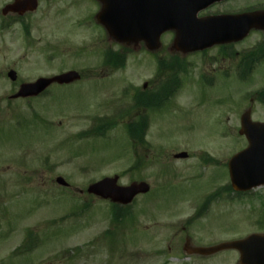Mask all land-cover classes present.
I'll use <instances>...</instances> for the list:
<instances>
[{"label": "rangeland", "instance_id": "rangeland-1", "mask_svg": "<svg viewBox=\"0 0 264 264\" xmlns=\"http://www.w3.org/2000/svg\"><path fill=\"white\" fill-rule=\"evenodd\" d=\"M259 4L264 0H237L206 14ZM96 12L45 15L29 37L18 29L0 36V264H238L233 250L204 258L186 255L183 246L186 240L193 248L210 247L264 233V187L243 196L223 193L196 218L204 198L229 184L225 163L246 146L238 135L241 114L251 107V119L264 121V106L253 96L264 88V61L245 84L232 78L235 57L224 61L216 49L186 54L189 67L177 73L173 99L145 111L133 97L142 100L143 84L148 90L172 75L157 69L158 58L181 54L166 51L171 35L162 38L155 57L142 44H116L95 24L78 26L77 20ZM261 41L264 33L252 32L232 50L247 51ZM125 47L123 69L104 65L106 51L124 53ZM10 70L15 82L6 76ZM68 70L81 81L53 85L36 99H9L22 83ZM143 115L149 149L125 131ZM108 121L115 126L104 136L82 138ZM179 152L187 158L174 160ZM205 153L214 163H202ZM113 176L119 185L150 186L119 223L111 220L109 202L85 193L90 183ZM57 177L69 187L57 185ZM27 234L34 250L19 255Z\"/></svg>", "mask_w": 264, "mask_h": 264}, {"label": "water", "instance_id": "water-1", "mask_svg": "<svg viewBox=\"0 0 264 264\" xmlns=\"http://www.w3.org/2000/svg\"><path fill=\"white\" fill-rule=\"evenodd\" d=\"M162 1L164 4L161 5L160 0H147V6H138L140 3L137 2L126 6L114 5L109 0L103 1L105 6L98 14L97 21L114 41L125 44L143 41L150 51L158 49L160 35L168 30L176 33L175 49L185 51L210 47L219 42L237 41L251 29L264 30V12L197 19L196 14L216 0ZM8 77L15 80L14 72H9ZM79 78L77 73L68 72L51 79H39L33 84L22 85L14 98L37 96L52 83L70 84ZM249 115V111L242 115L240 130V134L246 136L249 147L228 163L231 185L235 191H247L264 184V124L251 123ZM175 157L185 158L186 154ZM56 182L67 186L60 178ZM116 183V177L104 179L91 185L87 192L127 205L136 195L149 190L144 183L132 184L126 188L118 187ZM228 249L239 252L240 264H264V235H251L244 240L211 248H196L189 253L208 256Z\"/></svg>", "mask_w": 264, "mask_h": 264}, {"label": "flooded vegetation", "instance_id": "flooded-vegetation-1", "mask_svg": "<svg viewBox=\"0 0 264 264\" xmlns=\"http://www.w3.org/2000/svg\"><path fill=\"white\" fill-rule=\"evenodd\" d=\"M100 7V0H0V36L17 29L24 34L45 15L53 14L54 17L62 18L68 10Z\"/></svg>", "mask_w": 264, "mask_h": 264}, {"label": "trees", "instance_id": "trees-1", "mask_svg": "<svg viewBox=\"0 0 264 264\" xmlns=\"http://www.w3.org/2000/svg\"><path fill=\"white\" fill-rule=\"evenodd\" d=\"M116 62H117V66H118V65L120 66V64L118 63V61H116ZM120 63L122 64L123 61L120 60ZM163 71H166V70H163ZM259 101L262 102V103H264V90H263V92H261V93L259 94ZM139 124H140L141 128H140V130L137 131V132L135 131V129H134L133 126H130V125H129V127H127V128H128V135H129V137H130L132 140L135 141V139H136L137 141H139V143H143L142 138H143V135H144V129H145L144 120L141 119V121L139 122ZM143 128H144V129H143ZM136 130H138V128H137ZM29 248H30V245L28 246V249H29Z\"/></svg>", "mask_w": 264, "mask_h": 264}]
</instances>
